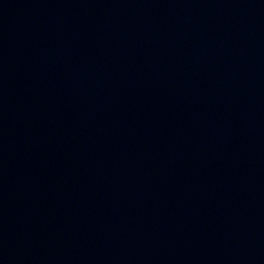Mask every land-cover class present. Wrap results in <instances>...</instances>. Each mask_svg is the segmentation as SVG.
<instances>
[{
  "label": "water",
  "instance_id": "water-1",
  "mask_svg": "<svg viewBox=\"0 0 264 264\" xmlns=\"http://www.w3.org/2000/svg\"><path fill=\"white\" fill-rule=\"evenodd\" d=\"M0 264H264V0H0Z\"/></svg>",
  "mask_w": 264,
  "mask_h": 264
}]
</instances>
